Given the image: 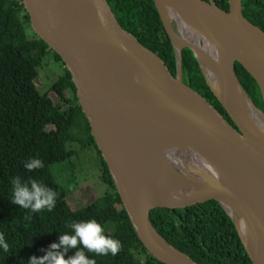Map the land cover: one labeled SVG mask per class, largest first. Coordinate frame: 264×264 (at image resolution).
I'll return each mask as SVG.
<instances>
[{
  "label": "water",
  "instance_id": "water-1",
  "mask_svg": "<svg viewBox=\"0 0 264 264\" xmlns=\"http://www.w3.org/2000/svg\"><path fill=\"white\" fill-rule=\"evenodd\" d=\"M21 1L32 31L71 74L124 208L151 255L164 264H200L168 242L150 213L215 200L252 264H264V127L247 118L246 101L260 109L234 68L253 77L264 105V32L243 17L242 0H228V12L214 0H153L172 47L174 76L121 26L107 0ZM183 28L194 29L214 49L206 55L200 40L181 41ZM184 49L192 52L231 122L183 82ZM199 52L215 71L216 89L207 81ZM163 153L197 170L198 179L210 175L216 181L193 183L177 175V165L162 160Z\"/></svg>",
  "mask_w": 264,
  "mask_h": 264
},
{
  "label": "trees",
  "instance_id": "trees-1",
  "mask_svg": "<svg viewBox=\"0 0 264 264\" xmlns=\"http://www.w3.org/2000/svg\"><path fill=\"white\" fill-rule=\"evenodd\" d=\"M107 2L121 26L156 53L174 76L172 47L154 1ZM214 2L228 12V0ZM241 9L243 17L264 32V0H242ZM48 56L61 64L63 73L47 91H41L36 78ZM234 68L240 84L264 113L255 80L238 65ZM182 80L231 122L189 49L182 51ZM71 144L97 152L101 179L109 186L105 194L80 205L70 203L67 187L57 182L52 170L53 164L74 156L76 150ZM33 158L41 160L43 167L28 171L24 165ZM13 177H19L21 183L35 179L52 189L56 193L55 206L50 211L32 212L13 204ZM150 217L170 244L200 264H252L233 222L215 200L185 208H155ZM92 219L103 227L106 236L121 244L114 256L84 249L96 264H164L138 238L61 57L32 31L21 0H0V233L9 245L7 251L0 247V264H28L30 257L39 258L52 250L50 245L58 244L62 234H74L69 227L72 222ZM77 250L68 249L65 259L74 256Z\"/></svg>",
  "mask_w": 264,
  "mask_h": 264
},
{
  "label": "clouds",
  "instance_id": "clouds-1",
  "mask_svg": "<svg viewBox=\"0 0 264 264\" xmlns=\"http://www.w3.org/2000/svg\"><path fill=\"white\" fill-rule=\"evenodd\" d=\"M24 167L28 171H33L42 168L43 163L41 160L33 158ZM11 183L13 185L11 200L13 204L24 209H29L32 212H41L44 209L50 211L55 206L56 193L52 189H48L41 183H38L35 179L30 178L27 182L21 183L19 177H13ZM69 227L74 234L67 232L62 234L58 244L53 243L50 245L52 250L39 258L36 256L30 257L28 264H96V260L89 258L85 254L84 249H87L88 252H94L97 255L111 253L113 256L120 251V241L106 236L103 227L95 219L72 222ZM81 245L82 247H79ZM0 247L5 251L9 247L2 233H0ZM61 248L64 249L63 252L58 251ZM68 249L78 250L74 256L65 259V253Z\"/></svg>",
  "mask_w": 264,
  "mask_h": 264
},
{
  "label": "rangeland",
  "instance_id": "rangeland-1",
  "mask_svg": "<svg viewBox=\"0 0 264 264\" xmlns=\"http://www.w3.org/2000/svg\"><path fill=\"white\" fill-rule=\"evenodd\" d=\"M62 73L61 64L48 56L39 67L37 86L40 90L47 91L53 80ZM74 149L76 152L71 159L53 164L52 170L57 182L67 187L68 196L69 193L71 195L70 203L80 205L88 202L91 197L105 194L109 186L101 179L102 171L98 166L100 160L97 152L93 149H82L79 145Z\"/></svg>",
  "mask_w": 264,
  "mask_h": 264
},
{
  "label": "bare ground",
  "instance_id": "bare-ground-1",
  "mask_svg": "<svg viewBox=\"0 0 264 264\" xmlns=\"http://www.w3.org/2000/svg\"><path fill=\"white\" fill-rule=\"evenodd\" d=\"M181 34L183 37V38H181V41H183V42H189L192 44L193 43L196 44V41L200 40L202 42L201 45L204 46V48H207L206 50L203 51V53L206 55H207V53H210L212 49H214L213 46L211 45V43L209 44V43L201 40L202 38L200 37V34L192 28L191 29H187V28L181 29ZM198 55H199V59H200L201 65H202L203 72L207 78L208 83L211 85V87L213 89H216V82H215V76H214L215 71L214 70L212 71V67H211L210 62H209L207 57L202 55L201 52H199ZM245 104H247L245 107V113H246L249 121L256 127H264V114L258 109L257 110L251 109L250 106L248 105L247 101L245 102ZM162 156H163L162 160L163 159H169L170 164L177 165L176 166V174L177 175L184 176L193 183L201 182V183L209 184L211 182L216 181L215 176H210V175L207 176L206 179H198L199 172L197 170L191 168L190 166H185V165L179 164L174 159L169 157V155L166 153H163ZM236 220H237V223L240 225L239 228L240 229L242 228L241 229L242 234L246 238H250L247 231H245L246 229H245V226L242 223V221L237 219V218H236Z\"/></svg>",
  "mask_w": 264,
  "mask_h": 264
}]
</instances>
